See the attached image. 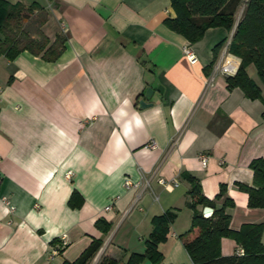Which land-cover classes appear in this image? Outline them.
Instances as JSON below:
<instances>
[{
	"label": "crops",
	"instance_id": "0c3cea01",
	"mask_svg": "<svg viewBox=\"0 0 264 264\" xmlns=\"http://www.w3.org/2000/svg\"><path fill=\"white\" fill-rule=\"evenodd\" d=\"M7 1L44 9L40 30L49 44L63 37L64 49L54 61L26 50L0 56V264L72 262L93 240L101 246L88 264L103 255L126 264L145 255L152 220L166 211L175 217L157 244L161 259L145 255L137 264H191L181 239L193 213L187 174L213 208H224L229 228L262 223L264 246V208L248 207L241 188L252 186V161L264 158V83L249 65L261 91L250 99L213 71L232 30L208 28L190 44L164 24L175 16L170 0ZM187 44L194 63L183 54ZM140 100L150 105L140 108ZM150 140L156 147H146ZM199 154L208 156L205 166ZM155 170L178 185L152 177L134 203L137 190L124 181ZM237 247L221 238L222 255Z\"/></svg>",
	"mask_w": 264,
	"mask_h": 264
},
{
	"label": "trees",
	"instance_id": "16d2710c",
	"mask_svg": "<svg viewBox=\"0 0 264 264\" xmlns=\"http://www.w3.org/2000/svg\"><path fill=\"white\" fill-rule=\"evenodd\" d=\"M170 6L175 16L165 18L164 24L184 36L190 44L199 41L208 28L233 30L228 50L240 61L235 74L226 76V86L240 88L250 99L259 98L260 88L248 76L246 68L252 64L264 83V0H170ZM240 6L242 10L236 19ZM46 20L45 10L37 4L25 7L0 0V56L12 60L26 50L46 61L57 59L64 49V38L56 36L49 44L48 37L40 30ZM221 44L213 48L214 56ZM250 168L253 171L252 186H241L248 196L247 206L264 208V158L254 159ZM185 178L190 184L186 204L193 213L190 228L181 235V239L191 261L195 264H264V246L260 239L262 223L244 224L238 230L229 228V216L224 208H213L212 202L201 193L198 180L188 174ZM205 206L213 208L209 217L202 215ZM174 217L175 213L166 211L152 220L153 228L146 240L145 255L153 262L161 259L157 244L165 240L168 225ZM96 226L103 232L109 229V224L103 219H98ZM223 237L232 238L244 249V255H222L220 241ZM100 246L99 240H93L76 260L62 264H88ZM145 255L132 254L126 264H137ZM97 264L118 262L103 255Z\"/></svg>",
	"mask_w": 264,
	"mask_h": 264
},
{
	"label": "built area",
	"instance_id": "2783aa9c",
	"mask_svg": "<svg viewBox=\"0 0 264 264\" xmlns=\"http://www.w3.org/2000/svg\"><path fill=\"white\" fill-rule=\"evenodd\" d=\"M232 31H231L229 37L227 39H225L224 43L221 46L219 56L217 57L214 65H213L214 66V68H213L214 72H220L224 75H234L236 70H237V61L230 54V52L228 50L230 40H231ZM182 51H183V54L189 63H194L196 61L195 54H194L193 50L191 49L190 45H188V44L185 45L182 48ZM146 147L150 148V149L156 147L155 141L150 140L146 144ZM198 158L200 159L201 164L203 166H205L207 163V160H208V156L206 154H199ZM156 172H157L156 170L153 171L151 173L152 175H147L146 173L145 174L139 173V179L135 182H131L129 180L124 181V187L125 188H127V189L133 188V189L137 190V194H136L134 201H133L134 203L137 201L140 191H142L145 188L150 187V181H151L152 177L155 178V180L158 184L162 185L165 188L175 187L178 185V179L176 177L171 178V179H165L164 177L157 175ZM71 176H72V171H67L65 173V177L67 179H69ZM109 208H110V205L105 207V209H109ZM66 244H67L66 236L63 234L61 236V239H60V247H63ZM57 251H58V248H54L51 253L56 254ZM234 253L237 256H242V255H244V249L241 246H239L235 249ZM191 264H195V263L192 262Z\"/></svg>",
	"mask_w": 264,
	"mask_h": 264
},
{
	"label": "water",
	"instance_id": "95a60500",
	"mask_svg": "<svg viewBox=\"0 0 264 264\" xmlns=\"http://www.w3.org/2000/svg\"><path fill=\"white\" fill-rule=\"evenodd\" d=\"M152 94V89L151 88H147L146 89V91H145V97H148V96H150ZM148 105H150V103H147L146 101H144V100H140L139 101V107L140 108H142V107H145V106H148ZM212 212H213V209H212V207H210V206H205V207H203V209H202V215L204 216V217H209L211 214H212Z\"/></svg>",
	"mask_w": 264,
	"mask_h": 264
}]
</instances>
